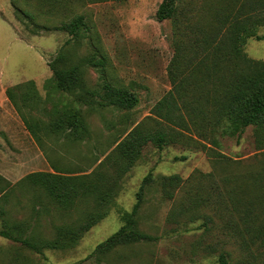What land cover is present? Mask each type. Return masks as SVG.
<instances>
[{
  "label": "rangeland",
  "instance_id": "374dc122",
  "mask_svg": "<svg viewBox=\"0 0 264 264\" xmlns=\"http://www.w3.org/2000/svg\"><path fill=\"white\" fill-rule=\"evenodd\" d=\"M162 1L99 0L87 5L75 2L72 15L59 13V17L50 20L38 16V22L51 30L34 36L28 20L21 15L17 18L11 0H0V142L10 141L5 127L11 121L19 143L15 148L18 152L14 161L16 172L5 177L10 182L5 208L11 220L28 223V233L39 243L38 250L30 249L0 235V264H223V261L226 264H264V239L246 238L258 234L245 237L237 234L245 224L241 214L234 213L236 222L233 225L225 220L229 215L217 212L216 207L205 204L192 207L191 203L195 194H199V198L209 197L207 193L218 196L220 187L236 188L247 194L248 199L264 194V129L259 131L254 126L247 128L240 139L220 134V145L215 150L228 160H217L197 148L195 140L189 136L163 149L149 143L143 148L140 159L118 180V192L109 202L107 216L73 247L61 250L46 246L55 239L60 227L82 219L95 203L92 199L80 200L70 212L57 210L44 188L25 180L27 176L55 171L90 173L99 168L98 159L102 161L111 155L99 170L106 179L114 178L122 164L115 152L117 142L124 140L141 122L146 121L151 129L157 127V120L148 117L153 116L152 109L172 90L168 67L175 54V30L184 32L193 25L217 21L219 12L247 11L249 4L244 5L258 0H179L177 24L157 20L156 12ZM17 3L28 9L23 0ZM30 4V10L36 13L37 2ZM79 15H84L92 26L95 42L78 44L68 32L60 29L61 20L69 21ZM258 34L264 36V27ZM68 41L72 42L69 64L81 66L85 85H78L73 93L54 88L53 73L48 65ZM244 52L252 60L264 61V41L254 37L248 39ZM99 61H103L104 66L98 65ZM20 83H27L23 91L30 93L23 110L28 116L32 115V123L38 125L36 132L40 142L34 139V146L41 152L32 161L27 158L30 150L26 147L29 145L27 139L31 140L30 134L5 94L8 87H14L10 85ZM107 84L134 93L139 104L126 110L102 108L98 97L79 102L78 96L85 89L97 90L103 95ZM65 106L82 110L88 129L77 138L62 129H50ZM0 163V166L9 165L8 161ZM150 174L154 182L145 196L138 221L140 231L153 239L121 246L107 254L96 253L99 244L125 225L124 215L132 213L143 181ZM175 175L183 180L179 190L176 186L165 185L161 179ZM253 202L257 204L258 200ZM252 216L251 222L263 220V216ZM4 226L10 225L0 220V230Z\"/></svg>",
  "mask_w": 264,
  "mask_h": 264
},
{
  "label": "trees",
  "instance_id": "16d2710c",
  "mask_svg": "<svg viewBox=\"0 0 264 264\" xmlns=\"http://www.w3.org/2000/svg\"><path fill=\"white\" fill-rule=\"evenodd\" d=\"M17 1L11 0L17 18L21 15L28 20L32 35L39 36L51 29L46 24H40L38 16H46L50 20L59 17V13L62 16L69 13L72 15L75 2L87 5L99 0L86 2H83L85 0H23L28 6L27 10L19 7ZM32 1L38 4L36 13L30 10ZM248 4L247 11L240 10L230 14L219 12L217 21L212 20L201 26L193 25L184 32L175 30V54L168 67L172 90L152 109L153 116L148 117L157 120V127L151 129L146 121L141 122L124 140L117 142L115 152L122 159V164L117 168L118 172L116 171L114 178L110 176L106 179L99 170L106 165L111 155L102 161L98 159L99 168L90 173L79 171L62 174L55 171L32 173L27 176L25 180L44 188L47 198L55 202L57 210L70 212L76 208L80 200L92 199L95 203L94 208L85 212L82 219L58 228L55 239L46 243L47 248L62 250L73 247L86 232L107 216L109 202L118 192L120 182L118 180L122 179L140 159L143 148L149 143L163 149L189 136L190 139L195 140L197 148L207 151L217 160H228L215 150L220 145L218 139L220 134L240 139L250 126H254L259 131L264 129V61L252 60L244 52L248 39L254 37L258 41H264V36L258 34L259 29L264 27V2L248 1L244 7ZM156 18L159 22L172 21L173 24H177L179 0H163L157 9ZM215 22L217 23L214 24ZM59 25L60 29L68 32L73 38L72 41L78 44L82 41L95 42L96 33L84 15L69 21L61 20ZM71 46L72 42H66L55 59L48 64L53 73L51 80L54 88L64 93H73L78 85L85 86L81 66L69 64ZM88 62L95 67L93 61ZM97 64L104 66L103 61ZM29 82L33 84V81ZM27 83L8 88L7 96L27 131L37 142H40L36 132L38 125L32 123L34 117L28 116L23 110L24 104L30 100V93L23 91ZM104 88L103 95L97 90L85 89L78 96L79 102H88L89 98L98 97V103L102 108L114 107L126 110L134 109L139 104L138 97L126 89L109 84ZM36 92H38L37 87ZM19 95L22 97V105L18 101ZM50 129L54 131L62 129L77 138L84 134L88 127L80 108L65 106L60 118L50 125ZM185 159L186 157H182V160ZM161 179L164 180L165 185L176 186L178 190L183 184V180L178 175ZM153 182L151 174L145 177L138 193L137 204L132 213L124 215L125 225L99 244L96 253L107 254L121 246L153 239L140 231L138 221L145 196ZM9 185L10 182L0 175V220L5 225H10L4 226L5 228L0 230V235L30 249L38 250L39 243L34 240L32 234L28 233L29 229L26 227L28 223L21 220L13 221L9 217L10 214L5 208L8 203ZM200 190H204L203 186ZM219 191L216 197L207 193L209 197L199 198V194H195V200H191L192 207L202 204L216 207L217 212L222 211L229 215L225 220L233 225V222H236L235 214L239 213L245 224L237 234L242 237L258 234L246 238L264 239V194L251 196V199H248L247 194L238 192L236 188L228 190L226 187L225 189L220 187ZM169 195L175 198L174 195ZM255 200H258L257 204L253 202ZM254 214L258 217L263 216V220L251 222ZM222 263L226 264L225 261Z\"/></svg>",
  "mask_w": 264,
  "mask_h": 264
},
{
  "label": "crops",
  "instance_id": "0c3cea01",
  "mask_svg": "<svg viewBox=\"0 0 264 264\" xmlns=\"http://www.w3.org/2000/svg\"><path fill=\"white\" fill-rule=\"evenodd\" d=\"M52 77H53V74H52ZM20 84H22V83H20ZM16 85H19V84H13V85H10V86H16ZM8 88L5 90V94H6L7 100L10 101L8 96H7ZM10 103H11V101H10ZM0 111H2V110H0ZM4 112H7V110H5ZM10 122L11 121H8L6 123L7 126L5 127L7 132H8V134H9V140L10 141L9 142H6V141L0 142V144H1V147H0V160L9 162L8 166H5V165L0 166V175H2L4 177H9V176H12V175L15 174L16 167H15V162L14 161L18 157L17 156L18 152H17V150L15 148H17L19 146V143H18V139L16 138V133L13 132V125ZM30 137L31 138H29V139H31V140L27 139L26 143H29V145L26 146V147H27V149L30 150V151H28L29 153L27 154V158L32 161V160L35 159L36 155L39 156V153L41 151H40V149L38 147H37V151L38 152L36 151V146H34L36 144V142H35L34 138L31 136V134H30ZM22 147H25L23 143H22ZM22 149H24V148H22ZM0 164H2V163H0Z\"/></svg>",
  "mask_w": 264,
  "mask_h": 264
}]
</instances>
